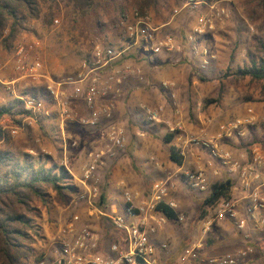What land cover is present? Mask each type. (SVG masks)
I'll list each match as a JSON object with an SVG mask.
<instances>
[{
    "label": "rangeland",
    "instance_id": "1",
    "mask_svg": "<svg viewBox=\"0 0 264 264\" xmlns=\"http://www.w3.org/2000/svg\"><path fill=\"white\" fill-rule=\"evenodd\" d=\"M200 1L206 2L208 7L203 5L198 9L192 7L184 9V4H186L187 0H184L180 6H178L176 0H165V3L160 5L158 9L152 8L147 14L152 26L159 29V38L167 34L173 35L179 40L182 51L184 50V53H189L192 56L188 36L193 33L199 17L207 16L214 24L212 30H208L206 35L198 39V44L210 49L215 59L211 61L206 69L202 70L199 68L200 62H197V59L193 56L191 59L196 66L194 79L197 84L191 79L192 74L186 75L187 80L184 82L185 88H187L194 101L191 103L192 112L186 110V117L189 123L192 124L194 119L199 124L200 120L205 123V126L203 124L199 128L198 134L194 133L187 140L200 138L205 141L212 139L213 137L208 133V126H210L208 124L211 121L219 124L220 127L223 124L252 116L254 117V123L246 127L247 134L244 139H232L235 140L234 144L224 140L222 142L225 145L229 144L232 148H228V151H223L219 146V149L222 153H229L235 161H243L245 158H250L255 149H259L264 154V84L254 83L248 77L238 76L240 70L250 67L252 59L259 56L257 47L260 41L264 42V9L260 10L258 8L257 0ZM211 5L224 9L226 18H213L209 9ZM176 10H180L177 15L175 14ZM135 12V8L128 4L124 15L127 14L130 19ZM55 19L60 21V25L54 26L53 24V26L46 29L40 23L32 22L29 25V31L20 36L21 39L25 38L29 42L34 39L42 42V46L37 52L44 63V69L42 77L36 81L22 79L21 75L14 69V48L18 39L11 50H4L0 45V59H2L3 66H7L8 72H13V79H18V82L13 85L15 94L23 97L37 95L44 103V110L40 113L38 123L21 129L18 135H13L12 129L21 126L22 121L28 114L24 118L20 117V124H18V116L15 118L5 117L0 122V130L3 134L0 140V151H9L17 156L29 154L41 158L43 162L49 158V162L64 168V162H67L71 175V180L68 181V184L74 185L78 192H81L82 187L79 180L81 179L82 170L86 164L89 152L104 148V135L111 124L122 126L125 130L127 141L126 152L120 154L119 157L98 173L100 192L105 195L106 199L102 207L99 206L101 200L97 205L105 214H113L112 200H115L114 203L116 205L117 202L119 204L124 202L123 188L120 187V182H124L127 188L139 193L142 198L148 197L149 194L147 192L152 185L160 181L152 178V176L154 177L152 175L153 170H160L169 162L166 150L168 149L167 145L170 144L165 143V136L172 134L179 138L186 133L185 127L181 123H178L175 127L173 122H163L161 116L160 122L152 123L162 125V127L160 129L152 128L144 118L143 101L132 100L128 96L125 82H130L128 78L135 77L134 83L140 84L142 81L139 78L144 76V68L149 65V57H144L145 46L141 43L128 55L119 59L113 69L109 70L110 72L105 71L99 74V72L108 68L95 72V74H99L106 80L113 71L122 72L120 73L121 77L126 76L122 83L116 85L119 93L104 97L99 101L102 109L109 104L113 105L111 120L103 118L96 128H86L79 125L77 121H67L64 124V130H62L61 117L57 107L46 94L47 85L52 82L66 83L69 79L76 81L80 79L79 76L81 74L86 75L84 63H90L91 68L94 67L93 52L95 46L103 45L113 47L116 50L121 49L125 42L126 27L122 25V21H118V24L113 26L109 22L108 17H105L102 28L96 27L92 17L82 19L70 26L64 20V11L60 12ZM127 66H131L135 70V74L130 75L131 77L125 74ZM1 73L4 74L5 72ZM140 86L143 87L146 84ZM70 87L65 84L62 88L67 93ZM0 98H6L9 103L16 100L13 93L6 91L5 88H2V92L0 91ZM189 102L190 99L185 100V103ZM156 106L158 107V105H155L150 108L156 109ZM69 126L75 128L70 131L69 136L71 137L67 134ZM172 129L174 130L173 132L171 131ZM87 139H91V141ZM148 139L155 140L156 147L161 149L159 152L160 157L156 154H146L144 152L143 143ZM74 141L77 142V146H73ZM173 142L171 145L174 144ZM65 144H67V149L64 146ZM170 150L169 148V153ZM199 151L204 161L203 165L201 168L188 170V172L202 170L208 175L207 170L210 168L213 175L219 177V175L214 174L218 168L217 162H213L211 166L208 165L209 153L205 148H200ZM120 159L126 160L127 165L124 171L129 176L124 177L122 173L119 177H115L118 178L115 180L109 174L110 165ZM48 165L50 166V164ZM223 172H226V170L221 171L219 168V174ZM169 182L171 187L167 200L176 201L179 209L180 202H185L190 206L188 207V213L181 210L185 216L183 223L173 221L167 225H171V229L174 230L178 241L181 239V241H188V244H190L194 240L201 238L202 220L205 215V211L202 212V208L203 201L207 195L192 189L184 177L183 180H178V186L173 181ZM215 183H218V181L210 180V187ZM114 189L118 190V194L115 195L116 191ZM177 191L181 194H177ZM261 191L264 193V187L261 188ZM48 192L51 203L48 205L37 203L34 206L35 211L31 215L38 227L40 236L32 243H29L32 251L25 259L27 260L26 264H34L36 260L47 257L52 253L53 244L59 236L61 228L66 226L75 214H78L81 218L84 213L87 214L88 223L90 224H93L91 220L94 219L103 222L107 225L106 237L115 239V229L107 216L95 215L91 217L85 205L78 208L72 206V199L78 192L76 194L65 193L62 198L57 197L52 191ZM172 193L175 194L171 195ZM193 196L194 199L191 203ZM237 196L240 197V195ZM200 198L204 200H200ZM118 213L125 215V211H118ZM86 225L89 226V224ZM206 242L208 243L205 248L207 256L231 254L245 246L241 235L234 230L229 222L216 225L206 237Z\"/></svg>",
    "mask_w": 264,
    "mask_h": 264
},
{
    "label": "built area",
    "instance_id": "2",
    "mask_svg": "<svg viewBox=\"0 0 264 264\" xmlns=\"http://www.w3.org/2000/svg\"><path fill=\"white\" fill-rule=\"evenodd\" d=\"M207 6L206 2L200 0H187L184 9L192 7L198 9ZM212 17L224 19L226 12L215 5L209 6ZM176 10L175 14H179ZM60 25L58 19L54 20V26ZM125 25V42L123 47L116 50L113 47L97 45L94 48V67L90 63H84L86 75L81 74L78 81L71 79L65 84L73 86L70 94L63 90L62 82H52L46 87L47 96L55 103L61 117L62 130L67 121H77L79 125L86 128H96L103 118L111 120L113 105L109 104L101 108L99 101L107 96L119 93L116 85L122 83L125 77L120 76V71H113L109 78L95 74L96 71L109 68L111 64L124 55L137 48L141 43L145 46V53L150 55L173 54L182 52L179 40L173 35L167 34L158 37V28H154L148 16L141 17L135 12L129 19L125 14L122 20ZM214 24L207 16H200L193 33L188 36V42L193 56L200 62V68L206 69L211 61L215 59L211 50L198 44V39L212 30ZM42 42L34 39L26 41L25 38L18 41L14 48V69L21 75L22 79L33 81L42 77L44 69L42 59L38 54ZM125 74H135L131 66L126 67ZM93 74V76H92ZM127 75V76H128ZM109 82V83H107ZM13 82H6L0 79V91L5 88L11 91L16 99L23 102V108L28 116L22 121L21 126L12 129L13 135H18L21 129L33 126L38 123L40 113L44 110V103L37 95L29 97L18 96L13 89ZM172 84H164L168 89ZM83 100L88 110L87 116H76L71 105L77 100ZM6 98H0V108L8 104ZM146 118L151 122H160L165 110L163 105L156 109L143 106ZM254 123V117L238 119L219 127L216 137L208 140L200 138L190 139L188 142L196 148H205L209 153L208 165L217 162L215 174L219 175L220 170H226L231 180L237 181V186L232 188L230 196L223 198L213 205L205 208V215L202 220L203 229L201 238L194 240L185 247L178 258L171 264H264L263 256L255 257L257 251L253 244L258 240H264V193L261 188L264 186V154L259 149L253 150L250 158L243 161H235L229 153H222L218 142L221 140L242 139L246 136V127ZM174 131L173 129L171 130ZM104 148L91 151L82 170L79 180L82 191L78 192L72 199V206L78 208L85 205L90 216H107L116 231L121 232L119 243L111 246V255L104 256L100 253L101 234L88 225L81 224V216L75 214L70 222L61 228L59 236L53 244L52 253L44 258L38 259L34 264H160V253L167 254L170 249L168 243L157 246L151 241V236L165 228L169 219L158 210L159 205H165L176 214V221L183 223L185 216L181 214L179 205L174 200H167L171 184L168 180H160L152 185L149 196L142 198L139 193L126 187L120 182L123 188L125 202V215L115 212L105 214L98 207L101 199L100 178L98 173L107 167L120 154L126 152L127 141L125 130L122 126L111 124L104 135ZM66 141V139H65ZM67 149V144L64 145ZM77 146V142H73ZM65 168L67 162H64ZM188 185L209 197L211 193L210 179L202 170L185 172L183 174ZM237 191V195L233 193ZM229 222L234 230L239 233L245 246L234 253L222 256H207L205 254L206 237L213 228L221 223ZM125 247V248H124Z\"/></svg>",
    "mask_w": 264,
    "mask_h": 264
},
{
    "label": "trees",
    "instance_id": "3",
    "mask_svg": "<svg viewBox=\"0 0 264 264\" xmlns=\"http://www.w3.org/2000/svg\"><path fill=\"white\" fill-rule=\"evenodd\" d=\"M176 1L178 6L184 2ZM257 1L258 8L263 10L264 0ZM164 3L165 0H0V45L4 50H11L17 39L29 31L30 23L38 22L43 28L48 29L53 26L55 18L62 11L65 22L70 26L92 17L96 27L102 28L105 17L109 18L113 26L122 21L128 4L144 17L150 9H158ZM257 51L259 56L252 59L250 67L240 70L238 76L264 84L263 41H260ZM26 115L23 102L19 99L0 108V122L5 117L18 116L20 124V117L24 118ZM2 137L0 130V140ZM164 139L166 144H171L174 136L167 135ZM169 157L173 163L182 165V158L178 156L175 148H171ZM46 160L48 162L29 154L17 156L9 151H0V264H20V261L32 251L29 243L40 234L31 215L37 203L43 205L51 203L48 191H52L59 198L65 193L78 192L74 185L68 184L71 180L69 171L63 166L49 162V158ZM233 186L234 182L231 179L212 185L209 197L203 201L202 212L207 206L228 198ZM105 199V195L101 194L99 206L102 207ZM158 210L169 221L176 220V214L165 205H159ZM207 246L206 242L205 248ZM253 246L257 251L255 257L257 260L259 256H263L264 240L256 241ZM252 263L253 260L247 264Z\"/></svg>",
    "mask_w": 264,
    "mask_h": 264
},
{
    "label": "crops",
    "instance_id": "4",
    "mask_svg": "<svg viewBox=\"0 0 264 264\" xmlns=\"http://www.w3.org/2000/svg\"><path fill=\"white\" fill-rule=\"evenodd\" d=\"M20 39H21V37L18 38V41ZM126 55H128V54H126ZM126 55H124V56H126ZM143 55H144V57H149L148 58L149 65H147L144 68L145 69L143 71L144 76L139 78L142 82H140V84H138V83L135 84L134 83L135 77L134 78H128L130 82H125V85L127 86L126 87L127 93H128V96L130 97V99L143 101V104H142L143 106H147L150 108V107L155 106V105H158V106L163 105L165 107V111L162 115L163 122H167V121H169V123L173 122L175 127L178 123L184 124L186 133L182 134L179 138H176L173 135L174 136V139H173L174 144L167 145L168 149L166 150L167 157H169L170 156L169 148L170 149H171V147L175 148L178 156H180V158H182V162H183L182 165L178 166L177 164L173 163L169 157L168 158V160H169L168 164H165V166H163L160 170H157V171L153 170V174H152V175H154V177L152 176V178H156L159 180L173 181L175 184H177L178 180H180V179L183 180V174L186 171L201 168V166L203 165L202 163L204 162L202 159V156L200 154L199 149L196 148L195 146L191 145L187 140L190 136L194 135V133L198 134L199 133L198 130L203 124L205 126L204 121L200 120V124H199L198 121L195 119H194L193 123L190 124L187 117H186V110H190V111L193 110L191 108V105H192L191 103L194 101L191 98V94L188 93L187 88H185L186 86H185L184 82L187 80L186 75L192 74L193 76H191V79H193L194 83L197 84V81L194 79V76L196 74L194 72V71H196V66L193 63V60L191 59V58H193V56L189 53H184V50L180 53H173V54L150 55V54L144 53ZM178 55H179V57H178ZM117 61H119V60H117ZM117 61L113 62L107 70L99 72V74L100 73L102 74L105 71H109V70L111 71V69H113V66H115L118 63ZM197 62H199L198 59H197ZM43 66H44V63H43ZM6 67H7L6 65L3 66L2 59H0V72H3V71L5 72L4 74H2V73L0 74V78L3 79V81L13 82L15 84L16 82H18V79H13L12 78L13 72H11V71L8 72L9 69H7ZM92 76H93V74H92ZM76 81H78V80H76ZM166 83L172 84L173 86H170L168 89H166L163 87V85ZM144 84H146V86H143V87L140 86V85H144ZM69 86H71V85H69ZM72 90H73V87L71 86L69 92H67V93L70 94L72 92ZM1 92H2V90H1ZM189 99H190V102L185 103V100H189ZM71 108H72V111L75 112V114L78 116H87L88 115V110L85 106V103L81 99L77 102L76 101L73 102V104L71 105ZM143 114H144L145 120L148 121L147 123H149L152 128L154 127L156 129H160L162 127V125L154 124L151 121H149L146 118L144 111H143ZM208 125H210V126H208L209 127L208 133L211 137H214L219 131V128H218L219 124L211 121V122H209ZM67 129H68L67 134L69 136L70 131L71 130L73 131V129H75V128L69 126V128H67ZM170 135H172V134H170ZM69 137H71V136H69ZM87 140L91 141V139H87ZM235 140L231 139V140H227V141L231 142L230 144H234ZM222 141L223 140L218 142L221 150L223 149V151H224V150H227L228 148H232L229 144L225 145L224 142H222ZM143 147L145 149L144 152L146 154H156L157 156L160 157L159 152L161 151V149L156 147L155 140L148 139L145 143H143ZM94 151H97V150H94ZM86 161H87V158H86ZM126 165L127 164H126L125 159L116 160L115 162H113V164L111 163V165H110L111 169L109 170L110 171L109 174L111 175L112 179H115V180L118 179L115 177H119L122 173L124 174L123 175L124 177H128L129 176L128 173H126L124 171V169L126 168ZM211 171H212V169H210V168L207 170L208 177L211 181L223 182L227 179H230V178H228V175L226 174V172H223L222 174H219V177H216L213 175V172H211ZM233 182H234V186H233V188H234L235 186H237V181L233 180ZM177 186H178V184H177ZM114 191H116V190L114 189ZM148 192H147V194H149ZM178 193H179V191H177V194ZM116 194H118V190L115 192V195ZM173 194H175V193H172L171 195H173ZM179 194H181V193H179ZM233 195H237V191H235L233 193ZM191 199H192L191 200V203H192L194 196ZM201 199L202 198H200V200ZM202 200H204V199H202ZM114 201L115 200H112V203H113L112 204V208H113L112 213H115L118 211H120V212L125 211V202H120V204L117 202V205H116L114 203ZM189 206L190 205H187L185 202H180V209H179L180 212L182 210L183 212L188 213L189 212V209H188ZM117 207H119V208H117ZM181 214L184 215V213H182V212H181ZM91 217H93V216H91ZM91 221L93 222V224L88 223L89 222L88 216H87V214L84 213L82 218H81V224L82 225L89 224V226L92 229L98 231L101 234L102 240H101V244H100V253L103 254L104 256L111 255L112 254L111 253V246L119 241V239L121 237V232L115 230L114 231L115 239H108L106 237L107 225L104 224L103 222H99L98 219H94ZM174 221H176V220H174ZM171 222H173V221H169L168 224H170ZM151 241L157 246L161 245L162 243H168L170 245V249H169V252L167 254L160 253V255H159L160 256V264H171L174 260H176L178 258V256L182 252V250L189 245L188 241L183 242V241H181V239H180V241H178L176 239V234H175L174 230L171 229V225L165 226V228L163 230L159 231L155 235H152ZM25 259H27V257L23 258L20 261V264H22V263L26 264L27 260H25Z\"/></svg>",
    "mask_w": 264,
    "mask_h": 264
}]
</instances>
